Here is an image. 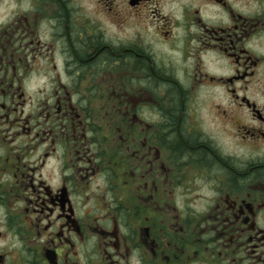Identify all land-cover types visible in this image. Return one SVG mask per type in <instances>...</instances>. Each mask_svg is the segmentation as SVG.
<instances>
[{"label": "flooded vegetation", "instance_id": "flooded-vegetation-1", "mask_svg": "<svg viewBox=\"0 0 264 264\" xmlns=\"http://www.w3.org/2000/svg\"><path fill=\"white\" fill-rule=\"evenodd\" d=\"M0 264H264V0H0Z\"/></svg>", "mask_w": 264, "mask_h": 264}, {"label": "rangeland", "instance_id": "rangeland-1", "mask_svg": "<svg viewBox=\"0 0 264 264\" xmlns=\"http://www.w3.org/2000/svg\"><path fill=\"white\" fill-rule=\"evenodd\" d=\"M251 94H253V93H251Z\"/></svg>", "mask_w": 264, "mask_h": 264}]
</instances>
